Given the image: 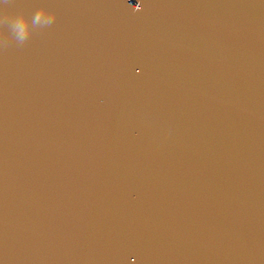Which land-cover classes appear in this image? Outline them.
I'll list each match as a JSON object with an SVG mask.
<instances>
[{
	"label": "water",
	"instance_id": "obj_1",
	"mask_svg": "<svg viewBox=\"0 0 264 264\" xmlns=\"http://www.w3.org/2000/svg\"><path fill=\"white\" fill-rule=\"evenodd\" d=\"M0 264H264V0H9Z\"/></svg>",
	"mask_w": 264,
	"mask_h": 264
},
{
	"label": "clouds",
	"instance_id": "obj_2",
	"mask_svg": "<svg viewBox=\"0 0 264 264\" xmlns=\"http://www.w3.org/2000/svg\"><path fill=\"white\" fill-rule=\"evenodd\" d=\"M9 0H0L7 6ZM56 20V14L47 5H41L31 14L24 11H0V51L13 45H26L33 35L51 27Z\"/></svg>",
	"mask_w": 264,
	"mask_h": 264
}]
</instances>
